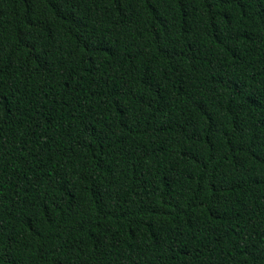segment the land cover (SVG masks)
Masks as SVG:
<instances>
[{
	"label": "trees",
	"instance_id": "trees-1",
	"mask_svg": "<svg viewBox=\"0 0 264 264\" xmlns=\"http://www.w3.org/2000/svg\"><path fill=\"white\" fill-rule=\"evenodd\" d=\"M0 264H264V0H0Z\"/></svg>",
	"mask_w": 264,
	"mask_h": 264
}]
</instances>
